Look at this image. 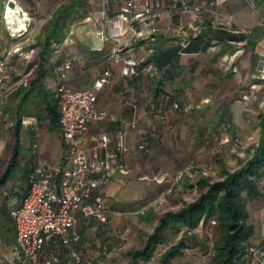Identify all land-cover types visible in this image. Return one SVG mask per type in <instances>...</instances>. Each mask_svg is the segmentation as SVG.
I'll list each match as a JSON object with an SVG mask.
<instances>
[{
	"label": "crops",
	"instance_id": "obj_1",
	"mask_svg": "<svg viewBox=\"0 0 264 264\" xmlns=\"http://www.w3.org/2000/svg\"><path fill=\"white\" fill-rule=\"evenodd\" d=\"M129 1L108 0L109 20L114 21ZM141 1L169 4L170 0ZM189 1L191 6L196 4L210 8L211 12L200 15L185 13V32L182 35L176 32L179 16L168 18L163 13L157 24L160 33L155 41H140L123 50L115 64L109 63L114 40L109 36L111 28L104 25L101 19V0L80 2L84 12L68 26L75 30L72 39H64L56 46V50L50 47L44 51L42 45L38 51L31 39L21 43L24 45L23 50L10 60L14 73L3 87L1 108H5L10 101L11 109H7L5 115L10 121V134L14 132L17 121H20V138L24 133L31 140V145L22 167L19 168L18 163L19 170L0 189V255L4 254L6 263L18 264L11 255L15 246V230L9 212L20 204L24 196L32 166L57 163L65 153L58 122H53L49 113L57 105L55 87L59 80L56 67L63 60L73 59L72 69L65 80V84L72 89L89 87L110 65L111 78L97 93L96 101V106L105 111L107 117L102 122L91 124L83 138L86 147L91 148L101 133L115 134L127 129L125 142L128 153L125 159L128 168L138 174L140 181L147 174L151 175L153 179L159 178L157 180L161 182L156 184L160 188L165 177L173 178L193 164L197 167L209 164L218 168L216 159L229 164L234 160L238 162V169L264 143L260 93L249 102L242 101L236 95L252 85L256 65L264 55V0ZM68 4L69 0H59L50 7L52 15ZM121 28L126 34L120 41L131 39L132 33L127 30L125 22L121 21ZM99 32L105 33V41L95 42L96 36L100 38ZM217 32L220 33L219 41L214 37ZM183 42H191L187 50H183ZM128 58L138 63V78L122 74L123 60ZM148 64L157 70L154 77L145 71ZM158 90L169 96L171 101L199 108L184 115L168 107L165 119L159 120L152 112ZM142 133L147 135L145 144L148 151L145 154L137 151V145L143 140ZM217 139L220 141L214 143ZM228 153H232L231 158ZM2 155L0 146V176L9 158L5 156L3 159ZM113 178L107 180L101 190L103 200L113 199L122 184L121 180ZM171 186L166 189L169 193ZM173 188L183 201H187V193L195 190L182 185V182L177 187L173 184ZM149 195L150 199L153 192ZM181 198L174 201L178 202ZM104 206L110 222L105 229L112 227V231L108 230L109 239L103 229L94 232L100 226L95 219L81 220L77 225L82 239L74 247V252L82 264H108V259L111 261L119 256L125 247L123 239L131 219L129 211H121L113 203ZM262 221L264 218L260 223ZM260 223L256 227L257 234ZM7 250L8 255L5 253ZM190 252V249L186 250V253ZM59 254V264H71V250L60 248ZM186 259L187 263H196L192 256ZM30 264L42 262L37 260Z\"/></svg>",
	"mask_w": 264,
	"mask_h": 264
},
{
	"label": "built area",
	"instance_id": "obj_2",
	"mask_svg": "<svg viewBox=\"0 0 264 264\" xmlns=\"http://www.w3.org/2000/svg\"><path fill=\"white\" fill-rule=\"evenodd\" d=\"M101 19L104 25L111 28L110 38L114 40L111 51L110 65L119 61L118 55L140 41L153 43L160 33L159 20L166 13L167 17L179 16L177 34L185 32V13L194 12L198 15L211 12L196 4L190 5L189 0H170L166 2L142 3L141 0H130L110 21L107 14L108 0H101ZM9 3L6 9H8ZM121 21L127 24L132 37L120 41L126 32L121 28ZM101 40H106L104 32H99ZM15 45V46H14ZM4 48L0 57V107L3 87L14 73L10 65L11 58L23 50L22 44H14ZM187 42L181 44L186 47ZM73 59L63 60L56 67L59 83L55 87V99L58 106V126L65 145V153L54 164L34 165L27 180V190L20 204L9 212L15 230V246L11 253L18 264H30L41 260L42 264H59L60 248L71 250V264H82L74 252L80 242L77 225L81 220L95 219L104 225L110 224L106 217V208L101 190L107 180L124 175L128 170L126 154L128 147L125 142L127 129L115 134L101 133L91 148H87L84 134L93 123L106 119L105 111L96 106L97 93L101 91L111 78L110 65L84 89H72L65 84L68 73L72 69ZM138 63L128 58L123 60L122 74L136 76ZM145 71L156 75V68L149 64ZM24 85H26L24 83ZM260 93V104L264 105V55L256 65L252 76V85L239 93L242 101L249 102ZM170 110L184 115L199 108L179 101H173ZM167 110L160 106L155 110L159 120H164ZM146 134L142 133L139 153H147ZM35 147V146H34ZM204 176L205 172L202 173ZM182 178L178 173L176 180ZM158 183L161 181L157 180ZM196 231L182 230L179 238L191 236ZM50 251H47V250ZM246 264H264V221L258 228L255 239L245 246Z\"/></svg>",
	"mask_w": 264,
	"mask_h": 264
},
{
	"label": "trees",
	"instance_id": "obj_3",
	"mask_svg": "<svg viewBox=\"0 0 264 264\" xmlns=\"http://www.w3.org/2000/svg\"><path fill=\"white\" fill-rule=\"evenodd\" d=\"M82 1L86 0H70V4L54 14L44 39V51L52 47L53 44L60 45L63 42L64 38H61L62 32L74 20V18L71 19L72 8ZM80 6L82 7L83 5L81 4ZM77 17H81V15L78 14ZM219 35V32L214 35L218 41L220 40ZM17 42L18 40L14 41L13 44ZM11 43L12 40L7 43V47L12 46ZM190 44L191 42L183 50H187ZM54 49L56 50V46ZM1 52L2 50H0V55ZM90 53L98 54L101 52ZM137 72L138 74L133 76V78L140 76V72L138 70ZM150 76L154 77L151 74ZM159 93L158 90L156 93L157 98L152 106L154 114L155 110L160 106L167 110L173 102L166 94ZM57 108V105H54L49 110L53 122H58ZM146 137L147 135L145 140ZM14 138L15 144L12 156L7 163L5 171L0 176V189L18 169L20 121H17L14 127ZM219 141L220 139H217L214 143ZM215 162L220 169V179L209 182L200 178L195 185L189 186L190 188H195L198 193L195 200L183 202L175 211H165L155 216V226L152 232L143 234L145 239L141 247L125 253L123 256L127 261L125 264H174L173 262L176 260H182V262L175 264H190L183 262L186 259V250L190 248L186 240L198 236L202 230L207 229L211 225L217 229V238L208 246L210 247V256L207 264H246L245 246L257 237V226L254 227L250 221L247 204L264 195V192L260 189V183L264 180V143L259 145L253 157L237 170L230 171L221 159H216ZM151 213L152 211H147L146 215H144V212L141 213L142 218L149 220L150 216H152L150 215ZM182 230L196 231V233L191 236H184L161 254L157 252L158 247L163 245L169 236L175 235L179 237ZM108 233V231L105 232V235L108 236L107 239L110 237ZM81 239L80 234V242Z\"/></svg>",
	"mask_w": 264,
	"mask_h": 264
},
{
	"label": "rangeland",
	"instance_id": "obj_4",
	"mask_svg": "<svg viewBox=\"0 0 264 264\" xmlns=\"http://www.w3.org/2000/svg\"><path fill=\"white\" fill-rule=\"evenodd\" d=\"M58 1L59 0H0V50L6 48L7 43L10 40H12L11 44L13 46L14 41L24 38L21 41L19 40L20 42L17 44H21L26 39H31L32 42L35 44V47H38V49L36 48V50L39 51V47L44 44V39L47 35L49 23L51 21L50 17L53 16L50 7H52V5H55V3H57ZM48 2H50L49 5ZM8 3L9 7L21 13H19V16H21V19H24L25 25L23 26V30H21V27L17 25V21L12 20L13 22H10L8 19H6V8L8 6ZM83 12L84 6L81 7L79 4H76L74 8H72L71 19L77 17V15L80 13L82 15ZM10 23L13 24L10 25ZM74 31L75 30L73 27H68L62 32L61 38H64L69 41L70 39H72ZM94 40L95 42H103V40L101 41L100 38H98L97 36ZM22 46L24 45L22 44ZM55 46L57 45L53 44V49L55 48ZM49 52L51 53V50H49ZM19 61L17 60V62ZM239 93L240 92H237L236 95H239ZM10 104L11 103L9 101V104L6 105L5 108L2 109L0 107V146L2 148L3 153L2 158L5 159V156L9 157L6 162V166L12 156V151L15 144L14 132L12 131V133L10 134L9 131L10 121H8V117H5V115L7 114V109H11ZM259 109L261 110L260 112L264 114V105L260 104ZM20 139V154L18 160V163L20 164L19 168H21L22 164H24V159L27 157L28 154L27 150L30 148L31 145V140H29L24 135V133L21 134ZM228 154L229 158H231L232 153ZM224 163L226 168H228L230 171L237 170L238 162L233 160L231 164H229L227 161L224 160ZM219 170V167L213 168L209 164H206L204 166L199 165V167H197L196 164H193L191 165V168L181 172L182 178L179 180H176L177 174L173 178L165 177V180L162 182V187L160 188L157 187L159 185L156 184L157 179L159 178L153 179L151 175L147 174L146 177L140 181L138 179V174L134 170L131 171L129 168L126 174L114 176L113 179L121 180L122 184L118 188L117 192H115V195L112 197L113 199L104 200V204L108 206L113 203V205L120 207L122 209L121 211H129L128 215L131 219L129 221L123 239V245H125L124 249L122 250L119 256L115 257L114 259H111V261L110 259H108V264H125L127 261L126 259H124L123 256L126 252L141 247L145 239L143 234L146 232H152L153 227L155 226V216L162 214L165 211H175L180 207V205H182L183 202H190L198 196L196 189H193V191L187 193V196L185 197L187 201H183L181 197H178V195H176V193L178 194L179 192H174L173 184L174 187H177V184L180 182H182V185L184 186H193L197 183L200 178L206 179L209 182H214L220 179ZM203 172L206 173L205 176L202 174ZM167 186H171V193L166 190ZM260 189L262 192H264V180H262L260 183ZM151 192H153V197L151 196L149 199L148 197L150 196L149 194ZM147 198L149 199V201L146 202ZM177 198H181V200H179L178 202L174 201ZM247 210L249 213L250 221L252 222L254 227H256L260 223L262 218H264V195H262L261 198L253 202H248ZM147 211H152V213L150 214L152 216H150L149 220L143 219L141 214L144 212V215H146ZM96 222L100 226H95L97 228L94 230V232H96V230L98 231L102 229L104 233L109 229L112 231L111 226L105 229L106 227L104 228V226L106 225L103 226V224L99 221ZM114 228H116L115 232H117V226H115ZM125 228L126 227H124V230ZM11 237H13L12 233ZM216 238L217 229L215 226L211 225L207 229L202 230L198 234V236L186 240V243L190 247L189 249L191 251L190 254L186 253V257L192 256L196 261V263L193 262L194 264L209 263L210 247L208 246L212 244L216 240ZM179 239L180 238L175 235L169 236L166 239L165 243L158 247L157 252L160 254L163 253L166 249L176 244ZM5 253L6 255H8L9 251L7 250V252ZM5 258L6 257H4V254L0 255V264H8L6 263ZM179 262H182V260H176L173 263L175 264ZM183 262L187 263V259H184Z\"/></svg>",
	"mask_w": 264,
	"mask_h": 264
},
{
	"label": "bare ground",
	"instance_id": "obj_5",
	"mask_svg": "<svg viewBox=\"0 0 264 264\" xmlns=\"http://www.w3.org/2000/svg\"><path fill=\"white\" fill-rule=\"evenodd\" d=\"M20 12L19 11H16L15 9L11 8V7H8L7 11H6V14H7V17L6 19H8L10 22H13L12 20L14 21H17V25L21 27V30H23V26L24 25V19H21V16H19ZM13 24V23H10V25ZM15 24V23H14ZM14 26V25H13ZM13 28V27H12ZM19 29V28H18ZM20 30V29H19Z\"/></svg>",
	"mask_w": 264,
	"mask_h": 264
}]
</instances>
